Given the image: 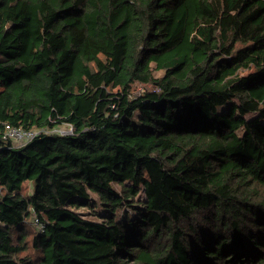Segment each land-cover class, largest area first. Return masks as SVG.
I'll return each mask as SVG.
<instances>
[{
    "label": "trees",
    "instance_id": "1",
    "mask_svg": "<svg viewBox=\"0 0 264 264\" xmlns=\"http://www.w3.org/2000/svg\"><path fill=\"white\" fill-rule=\"evenodd\" d=\"M0 264H264V0H0Z\"/></svg>",
    "mask_w": 264,
    "mask_h": 264
},
{
    "label": "built area",
    "instance_id": "2",
    "mask_svg": "<svg viewBox=\"0 0 264 264\" xmlns=\"http://www.w3.org/2000/svg\"><path fill=\"white\" fill-rule=\"evenodd\" d=\"M44 129H23L17 126L7 125L5 133L2 135L4 141L9 143V147L18 148L26 145L33 138L40 135ZM51 131L60 134H72L74 132V126L71 123H65L52 129ZM31 222L41 231L45 230V223L41 222L37 215H33Z\"/></svg>",
    "mask_w": 264,
    "mask_h": 264
},
{
    "label": "rangeland",
    "instance_id": "3",
    "mask_svg": "<svg viewBox=\"0 0 264 264\" xmlns=\"http://www.w3.org/2000/svg\"><path fill=\"white\" fill-rule=\"evenodd\" d=\"M96 210H97L96 208L93 209V208H90V207H83V208L80 209L81 213H84L85 216L101 220L100 217L96 214V212L98 211V210L97 211ZM119 213H120V216H121L123 214L122 210H120Z\"/></svg>",
    "mask_w": 264,
    "mask_h": 264
}]
</instances>
